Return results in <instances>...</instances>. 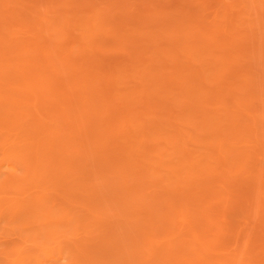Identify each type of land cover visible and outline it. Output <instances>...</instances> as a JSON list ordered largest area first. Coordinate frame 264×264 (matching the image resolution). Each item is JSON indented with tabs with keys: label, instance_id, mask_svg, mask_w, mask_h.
<instances>
[{
	"label": "rangeland",
	"instance_id": "obj_1",
	"mask_svg": "<svg viewBox=\"0 0 264 264\" xmlns=\"http://www.w3.org/2000/svg\"><path fill=\"white\" fill-rule=\"evenodd\" d=\"M0 264H264V0H0Z\"/></svg>",
	"mask_w": 264,
	"mask_h": 264
}]
</instances>
